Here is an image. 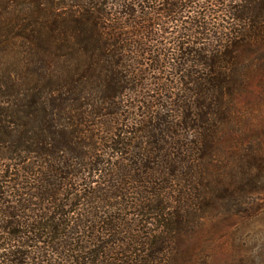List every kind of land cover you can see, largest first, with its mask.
Instances as JSON below:
<instances>
[{
    "label": "trees",
    "instance_id": "16d2710c",
    "mask_svg": "<svg viewBox=\"0 0 264 264\" xmlns=\"http://www.w3.org/2000/svg\"><path fill=\"white\" fill-rule=\"evenodd\" d=\"M254 91L264 0H0V264H200L264 189Z\"/></svg>",
    "mask_w": 264,
    "mask_h": 264
},
{
    "label": "rangeland",
    "instance_id": "374dc122",
    "mask_svg": "<svg viewBox=\"0 0 264 264\" xmlns=\"http://www.w3.org/2000/svg\"><path fill=\"white\" fill-rule=\"evenodd\" d=\"M193 15L194 12L188 14L190 18ZM190 18L184 19L190 21ZM254 92L237 100V118L227 131L232 135L238 130L241 135L237 136L242 137L247 147L264 144V100ZM6 165L7 161L0 162V186L4 185L0 192L6 189L8 181ZM255 199L251 215H219L199 228L194 243L200 264H264V189ZM3 259L0 256V263Z\"/></svg>",
    "mask_w": 264,
    "mask_h": 264
}]
</instances>
